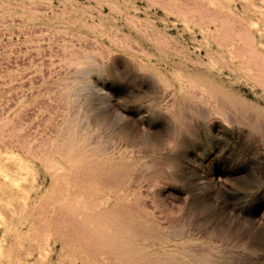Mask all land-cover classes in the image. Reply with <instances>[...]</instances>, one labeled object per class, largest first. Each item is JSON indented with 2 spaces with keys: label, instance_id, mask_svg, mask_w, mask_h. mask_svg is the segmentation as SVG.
Instances as JSON below:
<instances>
[{
  "label": "rangeland",
  "instance_id": "1",
  "mask_svg": "<svg viewBox=\"0 0 264 264\" xmlns=\"http://www.w3.org/2000/svg\"><path fill=\"white\" fill-rule=\"evenodd\" d=\"M0 264H264V0H0Z\"/></svg>",
  "mask_w": 264,
  "mask_h": 264
}]
</instances>
